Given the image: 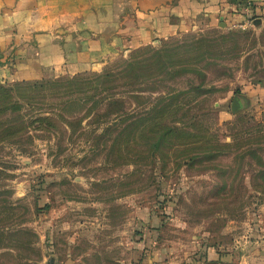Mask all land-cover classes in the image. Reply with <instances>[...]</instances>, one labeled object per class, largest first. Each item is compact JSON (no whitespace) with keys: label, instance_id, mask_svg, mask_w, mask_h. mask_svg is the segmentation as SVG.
I'll list each match as a JSON object with an SVG mask.
<instances>
[{"label":"rangeland","instance_id":"1","mask_svg":"<svg viewBox=\"0 0 264 264\" xmlns=\"http://www.w3.org/2000/svg\"><path fill=\"white\" fill-rule=\"evenodd\" d=\"M257 7L194 18L101 72L5 84L0 264H264Z\"/></svg>","mask_w":264,"mask_h":264},{"label":"crops","instance_id":"2","mask_svg":"<svg viewBox=\"0 0 264 264\" xmlns=\"http://www.w3.org/2000/svg\"><path fill=\"white\" fill-rule=\"evenodd\" d=\"M251 2L264 12V0H0V84L101 72L194 18L221 21Z\"/></svg>","mask_w":264,"mask_h":264},{"label":"trees","instance_id":"3","mask_svg":"<svg viewBox=\"0 0 264 264\" xmlns=\"http://www.w3.org/2000/svg\"><path fill=\"white\" fill-rule=\"evenodd\" d=\"M110 77V75L109 74H106L102 79L103 80H106V79H108ZM102 80V81H103ZM78 80H74V81H67L65 84H62L63 86L62 87H68V90L70 89V88H72V86H68V85H71V84H76V82H77ZM83 82H85V83H83ZM43 83V81L41 82V84ZM55 84H50L51 86L52 85H54V87H57L56 86V83H58V82H54ZM80 83H82V85H88V84H91L89 81H83L82 80V82H80ZM36 84H39L38 82H36V83H34V87L35 88H39ZM5 84H0V97H3V96H5V97H3L4 99H1L2 101H3V103L5 104L6 102H8L10 99H11V96H10V94H8V93H11V91L10 92H7L6 90H5V86H4ZM77 85V84H76ZM78 85H80V84H78ZM4 104H0V112H4L3 110L5 109V110H8V106L9 105H4ZM9 104V103H8ZM116 104V102H110L109 103V105H115ZM2 105H4V107L2 106ZM214 111V110H213ZM46 120L45 119H38L37 121H35V122H38V123H40V124H42L43 122H45ZM151 129H154V127H151ZM3 131H5V130H3ZM6 132L7 131H5L3 134H1L0 133V141H2V140H7L8 139V136H9V134H6ZM158 147V143H156V148ZM46 208H48V206L46 205L45 206Z\"/></svg>","mask_w":264,"mask_h":264},{"label":"water","instance_id":"4","mask_svg":"<svg viewBox=\"0 0 264 264\" xmlns=\"http://www.w3.org/2000/svg\"><path fill=\"white\" fill-rule=\"evenodd\" d=\"M244 100L238 96L234 97L232 103V111L233 113H238L244 109Z\"/></svg>","mask_w":264,"mask_h":264}]
</instances>
